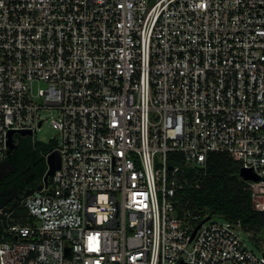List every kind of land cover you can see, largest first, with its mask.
I'll list each match as a JSON object with an SVG mask.
<instances>
[{"label": "built area", "instance_id": "built-area-1", "mask_svg": "<svg viewBox=\"0 0 264 264\" xmlns=\"http://www.w3.org/2000/svg\"><path fill=\"white\" fill-rule=\"evenodd\" d=\"M48 111L61 168L46 182L43 153L2 264H264L176 198L220 152L264 211V0H0V163Z\"/></svg>", "mask_w": 264, "mask_h": 264}, {"label": "trees", "instance_id": "trees-1", "mask_svg": "<svg viewBox=\"0 0 264 264\" xmlns=\"http://www.w3.org/2000/svg\"><path fill=\"white\" fill-rule=\"evenodd\" d=\"M26 142L32 152L43 157V153L53 144ZM179 157L173 153L172 157ZM241 165L226 153L212 152L209 154L205 167H184L181 172V187L176 198L182 206L194 211H206L209 215L217 214L228 222L240 223L245 231L252 232L253 238L264 231V211L254 209L251 193L247 183L240 176ZM46 171V163L42 176ZM25 210L15 217L24 215ZM13 214V215H14Z\"/></svg>", "mask_w": 264, "mask_h": 264}, {"label": "flooded vegetation", "instance_id": "flooded-vegetation-1", "mask_svg": "<svg viewBox=\"0 0 264 264\" xmlns=\"http://www.w3.org/2000/svg\"><path fill=\"white\" fill-rule=\"evenodd\" d=\"M6 161L10 165L0 178V230L7 215L22 209L25 193L38 186L46 163L21 140L3 162Z\"/></svg>", "mask_w": 264, "mask_h": 264}, {"label": "rangeland", "instance_id": "rangeland-1", "mask_svg": "<svg viewBox=\"0 0 264 264\" xmlns=\"http://www.w3.org/2000/svg\"><path fill=\"white\" fill-rule=\"evenodd\" d=\"M46 117V122L44 123V125L38 129L37 134H36V138L39 141L40 144H58L60 142V132L53 128L52 125L49 123V111L46 112L45 114ZM22 139V138H26L28 140L29 143H31L34 140V137H19V136H15V139ZM18 213L22 212V209H18L17 211ZM16 214L13 215V217H15ZM212 221H226L224 219V217L217 215V214H213L211 219ZM251 235V238L246 235H244V238L246 239L247 243L250 245V247L258 254H262V252H264V231L260 234H258L257 236H255V238H253V233L249 232Z\"/></svg>", "mask_w": 264, "mask_h": 264}, {"label": "water", "instance_id": "water-1", "mask_svg": "<svg viewBox=\"0 0 264 264\" xmlns=\"http://www.w3.org/2000/svg\"><path fill=\"white\" fill-rule=\"evenodd\" d=\"M14 133V131H11L10 132V138H9V150H8V154H11V152L17 147V144H15L13 142V137H12V134ZM22 135H31L32 132L31 131H28V130H23L20 132ZM50 151H52V147L49 149ZM46 153V152H45ZM61 163H62V158H61V153L60 151L58 150H55V151H52L48 157V165H49V169L48 171L46 172L45 174V181L48 182V179H49V176L50 175H53L56 170L60 169L61 168ZM10 165L9 162H1L0 163V178L3 176V173H5V170H7V167ZM239 176L240 178L243 180V181H246V180H249V179H254V180H257L259 179L258 175L252 170V169H247V168H244L242 167L240 169V173H239ZM39 189L42 188V185H39L38 186ZM35 189H31V190H28L26 193H25V197L29 196ZM13 206H16L13 205ZM210 216L207 218L209 219ZM7 224L5 223V226ZM0 226H1V223H0ZM201 226V224L195 229L194 233H193V237L195 236L198 228ZM0 242H1V236H0ZM69 251V249H68ZM0 264H2L1 262V257H0ZM181 264H184L183 262Z\"/></svg>", "mask_w": 264, "mask_h": 264}]
</instances>
